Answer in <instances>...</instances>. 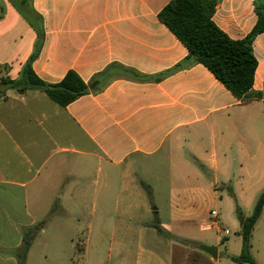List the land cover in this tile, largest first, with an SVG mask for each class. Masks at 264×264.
Listing matches in <instances>:
<instances>
[{
    "label": "crops",
    "instance_id": "crops-1",
    "mask_svg": "<svg viewBox=\"0 0 264 264\" xmlns=\"http://www.w3.org/2000/svg\"><path fill=\"white\" fill-rule=\"evenodd\" d=\"M170 1L0 0V79H20L35 54L47 84L74 71L88 85L67 107L37 87L0 98V264L72 263V217L85 211L124 215L138 234L130 258L113 240L117 264H222L220 245L217 259L202 250L224 231L211 212L249 217L264 191V33L244 102L159 19ZM258 1L218 0L212 19L243 40ZM155 190L164 212L147 204ZM250 252L264 264V208Z\"/></svg>",
    "mask_w": 264,
    "mask_h": 264
},
{
    "label": "trees",
    "instance_id": "trees-1",
    "mask_svg": "<svg viewBox=\"0 0 264 264\" xmlns=\"http://www.w3.org/2000/svg\"><path fill=\"white\" fill-rule=\"evenodd\" d=\"M218 0H171L160 12L159 19L175 34L189 51V58L204 65L238 99L249 101L253 88L258 62L253 51V41L264 33V0L256 5L258 21L243 40H232L213 21ZM42 36V33H41ZM35 54L24 66L21 78L0 79V98H5L10 89L19 93L37 87L61 107H67L88 91L86 82L74 71L56 84L41 80L32 68ZM233 195V193H232ZM264 208V191L260 195L253 213L246 217L241 226L242 253L232 257L238 264H257L250 253L251 237L256 222ZM236 212L244 218L237 207ZM162 232L159 225H154ZM30 247L27 239L24 247L26 254Z\"/></svg>",
    "mask_w": 264,
    "mask_h": 264
},
{
    "label": "rangeland",
    "instance_id": "rangeland-1",
    "mask_svg": "<svg viewBox=\"0 0 264 264\" xmlns=\"http://www.w3.org/2000/svg\"><path fill=\"white\" fill-rule=\"evenodd\" d=\"M120 187V189L125 188L124 183H122ZM155 191L157 194L158 190ZM154 203H157V205L164 212V209H166L164 194H157L155 202L154 196H150L147 199L148 205H152ZM151 218L152 216L148 219ZM242 219L243 218H240L236 211L232 214H229L228 212H222L220 220L222 222V227L223 229L229 230L230 235L226 236L224 235V232L223 234H218L215 231L207 232L205 235L206 241L209 244L208 246H221L222 264H234L227 260L226 254L228 252L238 253L237 251L240 252L242 249V239L238 235V229L241 227ZM127 222L128 218L124 215L101 218L98 212L96 215L93 214L92 211H85L80 217H72L70 234H72V240L75 245V249L72 252L73 261L70 264L119 263V260L117 257H115V255L118 253V250L112 248L113 240L126 244L127 248L122 250V255L130 258L128 254L132 253L134 256L138 245V234L136 232L124 233L120 224H126ZM113 223L115 230L112 228ZM257 238L258 235L256 234L254 239L256 240ZM83 248L85 250H83ZM252 254L253 253H251V255ZM62 262L63 261L60 260L58 261V264H62Z\"/></svg>",
    "mask_w": 264,
    "mask_h": 264
},
{
    "label": "built area",
    "instance_id": "built-area-1",
    "mask_svg": "<svg viewBox=\"0 0 264 264\" xmlns=\"http://www.w3.org/2000/svg\"><path fill=\"white\" fill-rule=\"evenodd\" d=\"M212 215V220H211V226L212 227H219L220 226V218H219V214L216 211H212L211 212ZM224 235L228 236L230 235L229 230L224 229Z\"/></svg>",
    "mask_w": 264,
    "mask_h": 264
},
{
    "label": "water",
    "instance_id": "water-1",
    "mask_svg": "<svg viewBox=\"0 0 264 264\" xmlns=\"http://www.w3.org/2000/svg\"><path fill=\"white\" fill-rule=\"evenodd\" d=\"M245 218L241 220V225L244 223ZM202 250L211 255L213 258L218 257V248L216 246H202Z\"/></svg>",
    "mask_w": 264,
    "mask_h": 264
}]
</instances>
